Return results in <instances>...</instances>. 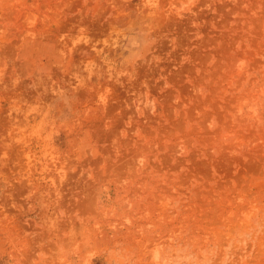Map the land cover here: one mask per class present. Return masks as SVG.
<instances>
[{"label":"rangeland","instance_id":"1","mask_svg":"<svg viewBox=\"0 0 264 264\" xmlns=\"http://www.w3.org/2000/svg\"><path fill=\"white\" fill-rule=\"evenodd\" d=\"M0 264H264V0H0Z\"/></svg>","mask_w":264,"mask_h":264}]
</instances>
